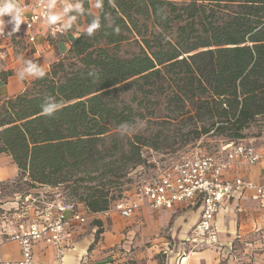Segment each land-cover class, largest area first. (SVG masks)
Wrapping results in <instances>:
<instances>
[{"label": "trees", "instance_id": "trees-1", "mask_svg": "<svg viewBox=\"0 0 264 264\" xmlns=\"http://www.w3.org/2000/svg\"><path fill=\"white\" fill-rule=\"evenodd\" d=\"M211 5L230 9L214 20L206 12ZM86 15L89 24L94 15ZM185 16H197L194 39L186 25L174 35V23ZM99 17L101 27L92 36L83 31L72 43L70 66L56 63L31 88L0 99V154L12 157L31 189L122 177L103 145L119 135L120 125L143 116L133 104L136 98L128 103L120 98L132 88L166 89L170 104L192 94L194 115L182 104L155 118L193 121L198 137L214 133L227 138L221 142L238 141L264 117V0H102ZM131 40L140 45L139 54L115 52ZM46 97L63 105L52 116L41 111ZM145 145L135 135L114 148L120 160L139 164ZM77 201L91 213L105 212L109 190Z\"/></svg>", "mask_w": 264, "mask_h": 264}, {"label": "crops", "instance_id": "crops-1", "mask_svg": "<svg viewBox=\"0 0 264 264\" xmlns=\"http://www.w3.org/2000/svg\"><path fill=\"white\" fill-rule=\"evenodd\" d=\"M47 2L48 4H55L52 11H60L66 0H47ZM82 3L86 10L85 13L78 16L72 27L66 30L64 35H59L56 40H52L49 36L50 27L43 24L35 28L37 38L34 43L26 39L24 32L18 30L14 33L11 43L7 44V57L0 60V99L21 94L26 89L27 84L36 79L32 76L23 80L18 78L17 73L23 67L22 62L24 60L33 59L47 73L54 63L68 55L72 43L88 26L86 13L90 12L94 16H99V9L95 6L97 0H82ZM9 19V16L0 18L3 22ZM62 23L64 24V21ZM12 27V24H6L5 27L0 28V31H11ZM259 148L262 149L264 146ZM20 175V170L12 157L7 154H0V232L6 226L4 217H7L11 209L18 207L14 200L15 192L13 196H10L4 194L2 190L4 186L22 182ZM228 175L232 178L242 176L259 184H264V160L254 166L247 163L236 164L228 172ZM38 190L40 188L35 191ZM252 195V193L235 192L223 201L215 217L214 225L223 242L233 241L238 233L252 241L255 254L253 264H264V199H254ZM201 205L199 200L179 203L171 210L159 209L165 211L161 216L153 215V211L156 210L145 206L134 216L124 220L118 214L120 217H112L110 224L105 223L104 220L98 221L102 224L103 230L100 231L99 239L95 247L92 248H89L91 240L87 235L90 225L89 219L103 213H111V211L88 214V220L85 223L73 224L71 248L59 249L40 241L34 245V253L37 261L44 264L53 263L59 258H61L62 264H248L247 259L241 262L236 261L220 249L190 252L181 261L180 256L185 249L182 241L199 220ZM178 211L185 215H178L175 218L167 236L161 235L159 228L168 225L173 218L172 213ZM189 216L192 217L184 223L185 217ZM32 218L33 215L30 219ZM130 219L134 221L145 220L147 227L143 229L127 227L128 222L126 220ZM182 225L183 229L178 235V230L180 227L182 228ZM4 236L1 234L0 256L9 260L21 259L20 245L17 242L4 241ZM237 247L240 252H243V244L237 243ZM167 250L168 254H165L164 251Z\"/></svg>", "mask_w": 264, "mask_h": 264}, {"label": "built area", "instance_id": "built-area-1", "mask_svg": "<svg viewBox=\"0 0 264 264\" xmlns=\"http://www.w3.org/2000/svg\"><path fill=\"white\" fill-rule=\"evenodd\" d=\"M16 2L24 9L26 20L19 30L25 33L29 42L34 43L37 38L35 28L40 24L48 25L49 4L47 0ZM48 26L52 40L66 33L62 21ZM9 32L10 30L0 31L3 33L0 34V60L7 57V44L11 43L14 35ZM262 160L264 148L260 149L252 141H223L214 150L200 142L171 169L156 179L139 184L131 195L119 199L113 211L123 218H130L145 206L155 210H171L179 203L199 200L202 203L200 218L182 241L185 249L180 256L181 261L190 252L220 249L236 261L247 259L248 264H253L254 243L239 233L233 241H221L214 220L222 202L235 192L252 193V198L264 199V184L242 176L232 178L228 175L236 164L247 163L254 166ZM60 187L39 185L38 191L33 188L14 193L18 207L11 209L7 217H4L6 226L0 232V239L1 234H4V241L17 242L21 247L22 257L19 260H9L0 256V264H44L37 261L34 253L37 242L44 241L59 249L68 248L73 243V224H83L88 220V214H97L89 212L83 203L67 196ZM32 215L33 218L30 219ZM237 243L244 245L243 252L239 251ZM164 253L168 254V250ZM47 264H62V260L59 258Z\"/></svg>", "mask_w": 264, "mask_h": 264}, {"label": "rangeland", "instance_id": "rangeland-1", "mask_svg": "<svg viewBox=\"0 0 264 264\" xmlns=\"http://www.w3.org/2000/svg\"><path fill=\"white\" fill-rule=\"evenodd\" d=\"M223 6L224 5H221V7L215 5L208 6L206 9L207 15H212L214 20L224 18L230 7L223 8ZM193 21H197V16L195 18H187V16H185L184 20L174 23V35L181 32L178 31L179 26L186 25L187 36L194 39V36H197L198 33L194 31V28H197V26L196 24H193ZM177 31L178 33H176ZM183 36H185L184 33ZM115 52L122 57H130L139 54L141 52V47L138 43L131 40L121 44L115 49ZM62 61H64L66 65L65 67H68L72 62V59H69L67 55L56 63ZM52 66L49 71L52 70ZM36 79L30 81L27 84L26 89L31 88ZM145 92L146 93L137 91L136 88H132L121 94L120 98L126 103L136 98V101L133 104L143 116H138L136 122L129 125L130 130L128 132L122 134L121 130H119V135L104 141L103 149H109L107 161L117 160L115 166L120 168V170H123V172L120 173H124V175L120 178L107 175L92 182L71 181L62 184L60 187L67 196L74 200H79L81 195L89 194L95 190H104L105 192L109 190L110 206L107 211H111V213H103L89 219L90 225L89 231H87V235L91 240L89 248L95 247V244L99 239L100 231L103 230L102 224L98 221L104 220L105 223L110 224L112 217H120L117 212L113 211L119 199L131 195L134 192L135 187L139 184L156 179L165 171L171 169L185 156L190 154L198 143L201 142L203 146L214 150L220 146L222 140L227 139L222 135H214V133L204 134L198 137L197 134L192 131L194 126L193 121H176L169 123L155 118L156 116L165 115L172 106H181L182 104L187 106V108H191V114L194 115L196 109L193 108V103L196 102V98L193 97L192 94H189L188 97H185L182 100L176 99L175 102L170 104L169 98L172 95H168L169 92L166 89H159L148 93V86H146ZM244 134L245 138L239 139L240 141H252L258 147L264 146V117H257L255 121L252 122L251 127L247 129ZM135 135L141 138L146 144L142 147V159L139 164L120 160L121 153L114 148V144H119V146H121V144L127 140L128 136ZM20 180H22V182L8 185L6 187L4 186V189L2 190L3 193L13 196L14 192H24L31 187V183L26 181L22 175H20ZM110 180H114V182H108ZM74 188H77L78 195L72 194ZM163 213H165V211H153V215L161 216ZM172 215L173 218L170 220V223L165 225V227L159 228L161 235L167 236L175 218L178 215L185 214L178 211L172 213ZM190 217L192 216L185 217L184 223L188 222ZM121 219L124 220L125 218ZM126 221L128 222L126 225L127 227H139L141 229L147 227L145 220L134 221L133 219H130ZM182 229L183 225L182 228H179L178 235L181 234Z\"/></svg>", "mask_w": 264, "mask_h": 264}, {"label": "clouds", "instance_id": "clouds-1", "mask_svg": "<svg viewBox=\"0 0 264 264\" xmlns=\"http://www.w3.org/2000/svg\"><path fill=\"white\" fill-rule=\"evenodd\" d=\"M98 9L102 8V0H97L95 5ZM49 13L47 15L48 25H55L59 21H64L63 27L68 30L77 20L78 16L85 13V8L83 7L82 0H66L62 5V10L52 11L55 8L54 3L48 5ZM4 16H9L10 19L6 22L0 20V28L6 26V24H12L13 27L9 34H14L20 29L22 23H26L24 18V9L16 2V0H0V18ZM67 17V20H65ZM111 26V25H109ZM101 27V20L98 15L93 16L90 23L88 24L85 32L88 36H92L93 33ZM3 34V33H0ZM23 67L18 71V78L23 80L29 76L35 78H43L45 76L44 69L33 59H26L23 62ZM63 105L57 102L53 97H46L41 105V111L43 115L52 116L57 112ZM121 133L128 132L130 126L128 124L120 125Z\"/></svg>", "mask_w": 264, "mask_h": 264}]
</instances>
